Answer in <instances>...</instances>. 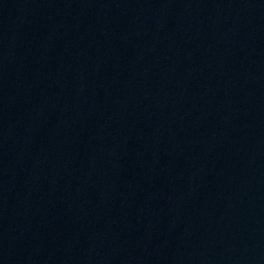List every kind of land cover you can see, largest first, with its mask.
<instances>
[{"label":"water","instance_id":"obj_1","mask_svg":"<svg viewBox=\"0 0 264 264\" xmlns=\"http://www.w3.org/2000/svg\"><path fill=\"white\" fill-rule=\"evenodd\" d=\"M0 264H264V0H0Z\"/></svg>","mask_w":264,"mask_h":264}]
</instances>
